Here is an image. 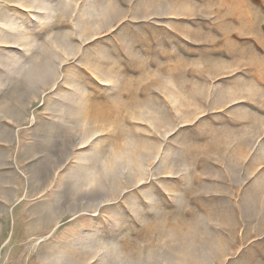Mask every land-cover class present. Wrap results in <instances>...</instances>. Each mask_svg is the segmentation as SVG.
<instances>
[{
  "label": "rangeland",
  "instance_id": "obj_1",
  "mask_svg": "<svg viewBox=\"0 0 264 264\" xmlns=\"http://www.w3.org/2000/svg\"><path fill=\"white\" fill-rule=\"evenodd\" d=\"M0 22V264H264V0Z\"/></svg>",
  "mask_w": 264,
  "mask_h": 264
},
{
  "label": "bare ground",
  "instance_id": "obj_2",
  "mask_svg": "<svg viewBox=\"0 0 264 264\" xmlns=\"http://www.w3.org/2000/svg\"><path fill=\"white\" fill-rule=\"evenodd\" d=\"M32 5H33L34 7H37V6L34 5V4H32ZM33 6H32V7H33ZM38 6H39V5H38ZM8 21H9V20H8ZM0 23H2V22H0ZM6 23H8V22H6ZM6 23L4 22L3 24H5V26H7ZM9 26L13 28L14 25H13L12 23H9V24H8V28H9ZM9 29H10V28H9ZM17 41H18V40H17ZM11 42H12V41H11ZM138 172H139V171H138Z\"/></svg>",
  "mask_w": 264,
  "mask_h": 264
}]
</instances>
